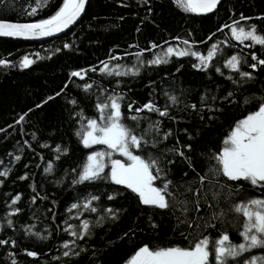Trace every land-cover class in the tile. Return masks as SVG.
I'll list each match as a JSON object with an SVG mask.
<instances>
[{
  "label": "trees",
  "instance_id": "trees-1",
  "mask_svg": "<svg viewBox=\"0 0 264 264\" xmlns=\"http://www.w3.org/2000/svg\"><path fill=\"white\" fill-rule=\"evenodd\" d=\"M60 2L62 0H48L47 7L38 9L35 16H28L26 13L30 11V6H35L36 0H7L6 7L0 6V18L12 22H30L50 15ZM121 4L125 6H120ZM149 8L151 12L148 11ZM240 14L250 17L264 14V0H222L213 13L206 15L184 13L174 6L171 0H148L147 4L143 0H88L83 17L57 38L39 42L0 38V59L11 62L8 67L0 66V170L9 169L7 178L0 177V239L16 241L15 247L10 244L0 245V264H11L13 258L17 264H123L141 244L186 246L187 242L178 233L173 232V223L169 221L168 216L162 215L159 210L154 214V221L159 227L156 230L148 229L146 206H140L138 197L122 186H105L103 182L94 186L71 184V170L83 164L89 150L84 149L74 135L77 125L69 119L70 106L67 100L75 99L78 103L77 111L82 110L86 117L95 118L96 86H102L111 92L119 80L120 85L116 90L125 96L122 111L125 123L131 125L133 122L127 120L130 115L127 103L135 101V109L152 100L163 108L168 104L165 92L176 96L183 102L170 108V115L177 118V123L167 117L159 118L155 113L142 115H150L151 120L160 119L163 129H172L173 136L166 142L168 145L174 144L177 139L181 144L191 143L196 170L203 174L207 165L199 154L216 151L230 126L242 114H246V108L251 105L245 108L225 105L223 111L215 113L217 119L208 121V113L204 112V120L201 121L196 112L185 109L183 104H196L199 109L201 95L219 96L235 87L225 79L233 75L223 66L226 58L238 55L251 62L252 52L264 58V48L261 46L245 47L231 39L227 28L217 30L221 24H230L233 19L239 20ZM240 23L246 26L244 21ZM248 23H256L258 29L264 31V22L253 19ZM173 37L189 40L193 45L192 51L201 55H207L211 44H217L216 55L210 61L212 70L201 72L194 69V57L185 56L170 57L168 64H145L136 76L109 77L99 73V62L106 60L110 55L121 57L120 61L113 63L131 66L134 57L130 54L146 49L149 41L159 44L160 48L152 49L151 52L145 51L142 56L145 61L169 44L184 47L173 40ZM165 41L168 43L165 44ZM64 43H70L72 47L64 50ZM249 43L245 41V44ZM130 44L136 47L130 48ZM56 48L61 51L55 52ZM37 54L40 59H36ZM25 55L34 63L21 69L19 60ZM92 66L96 67V71H88L84 81L79 78L69 80L71 71L81 68L87 70ZM215 67H220L222 75L215 72ZM242 70L252 71L246 64L242 65ZM254 75L255 81H249L243 86L244 96L258 97L264 93V70H258ZM85 82L93 85L87 93L78 87ZM61 88H64V91L55 96ZM182 90L184 95H181ZM49 96L54 98L39 108L35 107ZM219 106L216 104V107ZM29 109L32 111L29 112ZM24 113H27L24 121L17 124L16 120ZM141 126L147 125L142 123ZM178 129H187L194 139L187 140L184 133ZM40 143L47 144L48 147L41 148ZM57 144L66 146L69 152L67 155H61L59 160H53L52 149ZM103 147L95 145L91 150H103ZM15 155H20L21 159L13 163L12 157ZM50 160L54 164V170L45 174L43 167ZM184 170L186 169L179 166L174 168L172 178L177 183L182 182ZM25 173L27 179H18ZM192 176L193 173L188 171V177ZM61 178L63 182L57 183ZM98 189L99 192L105 193L109 189L119 190L124 195L113 201L107 200L106 196L93 201V206L98 209L97 213L68 211L72 203L78 202L89 193L99 194ZM17 193L21 194V199L15 207H18L20 212L8 217L11 198ZM247 195L261 197V192L249 187ZM33 197L35 203L32 202ZM106 208L123 210L120 219L114 223H105L102 227H94L90 238L77 241L86 249L78 257H63L64 249L60 246L63 241L71 240L64 231L66 225L63 222L78 225L79 220L75 217L79 215L80 219L89 220L95 225L96 218L103 215ZM69 216L72 219H68ZM6 218L15 222V231L7 228ZM25 224H35L33 231H39L41 236L47 235L48 239L38 240L24 236ZM130 228L138 229L134 236L128 231ZM44 229H47V232ZM125 232H128L127 236L124 235ZM228 232L233 243L240 242L237 231L229 228ZM205 234H209L213 239L217 236L216 232ZM26 250L35 251L37 256L28 257ZM9 252L13 254L12 257L8 256ZM252 254L264 255V252L257 249L253 250Z\"/></svg>",
  "mask_w": 264,
  "mask_h": 264
},
{
  "label": "snow or ice",
  "instance_id": "snow-or-ice-1",
  "mask_svg": "<svg viewBox=\"0 0 264 264\" xmlns=\"http://www.w3.org/2000/svg\"><path fill=\"white\" fill-rule=\"evenodd\" d=\"M143 2L147 4L148 0ZM86 3L87 0H62L50 15L30 22H12L6 18H0V37L33 40L63 33L65 29H69V26L78 22V18L86 9ZM171 3L184 13L206 15L217 9L220 0H171ZM0 6L6 7L7 0H0ZM47 6L48 0H36L35 6H30V11L26 14L35 16L38 9ZM148 11L151 12V8ZM253 19L264 22V14L256 17L240 14L239 20L233 19L230 24H221L217 30L222 31L227 28L231 39L245 47L259 45L264 48V31L258 29L256 23H248ZM240 21H244L246 26L241 25ZM172 39L184 47L169 44L145 61L142 58L145 51L151 52L152 49L160 48L159 44L149 41L146 49L130 54L134 57L131 66L113 63L120 61L121 57L110 55L106 60L99 62V73L109 77L136 76L145 64L147 66L168 64L170 57L185 56L194 57L196 61L192 64L194 69L201 72L212 70L210 61L216 55L217 44H211L207 55H201L199 52L192 51L193 45L189 40L179 37ZM245 41L250 43L245 44ZM167 43L165 41V44ZM71 47L70 43L63 44L64 50H69ZM129 47L136 46L130 44ZM60 51V48L55 49V52ZM36 59H40L39 54L36 55ZM32 63L34 61L25 55L20 58L19 67L25 69ZM10 64V61L0 59V66L8 67ZM244 64L252 71L242 70ZM223 66L233 74L225 79L235 87L219 96L201 95L199 109L196 104L184 103L183 107L196 112L201 121L204 120L202 113L207 112L208 121H213L218 118L215 113L223 111L225 105L241 108L251 106L246 108V114H242L230 126L216 151L199 154L207 165L203 174L196 170L191 143L181 144L177 139L174 144L168 145L166 142L173 136L172 129H163L160 119L151 120L150 115H142L155 113L159 118L167 117L173 123H177V118L170 115V108L183 102L176 96L165 92L168 104L163 108L152 100L135 109H133L135 101L127 103L126 107L130 113L127 120L133 122L131 125L125 123L122 111L125 106V96L116 90L120 85L119 80L116 81V88L111 92L102 86H96L95 118L86 117L82 110L77 111L78 103L75 99L67 100L70 106L69 119L77 125L74 135L79 144L89 150L83 164L71 170V184L94 186L103 182L105 186H122L123 189L138 197L140 206H146L148 229L156 230L159 227V224L154 221V214L159 210L173 223V232L178 233L187 242L186 246L141 244L123 261V264H264V255L252 254L253 250L257 249L264 252V93L258 97L244 96L242 91L247 82L255 81L254 73L264 70V58L252 52L251 62H248L238 55H232L224 60ZM88 71L95 72L96 67L71 71L69 80L79 78L84 81ZM215 72L222 75L220 67H215ZM78 87L87 93L93 85L85 82ZM63 91L64 88H61L55 96H59ZM184 94L182 90L181 95ZM53 98L49 96L35 107L39 108ZM216 104L220 106L216 107ZM30 111L32 109H29ZM133 112L135 114H131ZM26 115L27 113L22 114L16 123L23 122ZM142 123H146L147 126L142 127ZM178 131L183 132L187 140L194 139L187 129H178ZM32 137L36 139L35 133ZM95 145L104 146L103 150H91ZM39 147L47 148L48 145L40 143ZM68 152L69 149L66 146L57 144L52 149V159L59 160L61 155H67ZM20 159V155H15L12 157V162ZM209 161L211 163H208ZM176 166L186 169L182 172L181 183H177L172 178ZM53 170L54 164L50 160L43 167V172L50 174ZM188 171L193 173L191 178L188 177ZM8 175L9 169L0 170V177L7 178ZM18 179H27V173L19 176ZM62 182L63 178L57 181V183ZM249 187L253 190L258 189L261 197H249L247 195ZM33 191H35L34 188ZM98 193L95 195L89 193L86 197L80 198L78 202L70 205L68 211L97 213L98 209L93 206V201H98L101 196H106L107 200L113 201L124 195L123 192L112 189L106 193L99 192L98 189ZM20 199V193L11 198V210L7 214L8 217L20 212V209L15 207ZM32 202L35 203V197L32 198ZM48 211L51 212V209ZM122 211L121 209H104L103 215L96 218L95 225L89 220L80 219L79 215L75 217L79 220L78 225L64 221L66 225L64 231L71 240H65L61 244L60 247L64 249L62 256L78 257L85 252L86 249L77 241L90 238L94 227H102L105 223L118 221ZM68 219L72 217L69 216ZM5 223L7 228L15 231V222L12 219L6 218ZM133 223L135 224V221ZM34 227L35 224H25L23 235L35 237L38 240L48 239L47 235L41 236L39 231H33ZM229 228L238 232L239 243H233L230 240ZM137 230L130 228L128 231L134 236ZM44 231L47 232V229ZM211 232L217 233L215 239L205 234ZM124 235L127 236L128 232ZM6 244L15 247L16 241L0 239V245ZM25 254L32 258L37 256L35 251L26 250ZM12 255L11 252L8 253L9 257ZM11 264H17V261L13 258Z\"/></svg>",
  "mask_w": 264,
  "mask_h": 264
},
{
  "label": "water",
  "instance_id": "water-1",
  "mask_svg": "<svg viewBox=\"0 0 264 264\" xmlns=\"http://www.w3.org/2000/svg\"><path fill=\"white\" fill-rule=\"evenodd\" d=\"M221 1L222 0H220V3H221ZM87 4H88V0H87V3H86V8H87ZM85 11H86V9H85ZM85 11L82 13L81 17L78 18V21L83 17ZM77 23L78 22H76L74 25H76ZM74 25L69 26V29H71ZM69 29H65L63 33L56 34L55 36H52V37H42V38L33 39V40H26V39H22V38H10V37H0V38L8 39V40H14V41H23V42H39V41H43V40H49V39L57 38L58 36H60V35L64 34L65 32H67Z\"/></svg>",
  "mask_w": 264,
  "mask_h": 264
}]
</instances>
